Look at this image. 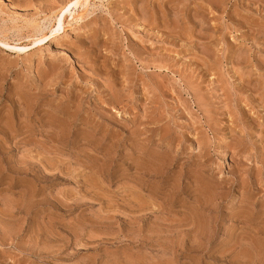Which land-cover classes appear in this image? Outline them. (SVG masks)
<instances>
[{
    "label": "rangeland",
    "instance_id": "374dc122",
    "mask_svg": "<svg viewBox=\"0 0 264 264\" xmlns=\"http://www.w3.org/2000/svg\"><path fill=\"white\" fill-rule=\"evenodd\" d=\"M72 1L0 0V264H264V0Z\"/></svg>",
    "mask_w": 264,
    "mask_h": 264
},
{
    "label": "bare ground",
    "instance_id": "6f19581e",
    "mask_svg": "<svg viewBox=\"0 0 264 264\" xmlns=\"http://www.w3.org/2000/svg\"><path fill=\"white\" fill-rule=\"evenodd\" d=\"M89 1L90 0H73L70 4H68L67 5V8L65 9V10H63V12L60 14V16H55L53 19H54V21L53 20H51V21H53V22H50V25H51V27H50V30H51V32H52V34L54 35V34H56V32L58 33V31L60 32L61 30H65V28H66V24H68V25H70L71 23V21H78V20H81V19H83L84 18V15H85V11L83 12V13H80V12H78V13H76V12H73V11H71L72 9H71V6H75V7H77L78 5H81V6H83V7H85L86 5H88L89 4ZM84 10V9H83ZM68 13L70 14V15H68ZM71 17V19H70V17ZM50 18V17H49ZM52 23V24H51ZM73 23V22H72ZM38 25V24H37ZM36 25V26H37ZM40 25V24H39ZM27 26H30V25H27ZM31 26H32V24H31ZM43 31V30H42ZM45 31V30H44ZM39 32H40V30H39ZM38 32V33H39ZM37 33V34H38ZM35 35H36V33H35ZM34 35V36H35ZM22 37V36H21ZM33 36H31V38H32ZM50 37V36H49ZM19 38V37H18ZM30 38V37H29ZM48 38V34H46V33H40V35H36L35 37H34V39H32L33 40V44L36 42H38V43H43L46 39ZM6 41H7V39H6ZM6 41H4L3 40V38L1 39L0 38V43L1 44H5L6 46L8 45V43L6 42ZM9 46V45H8ZM29 45H23V44H20L19 46H17V45H13L11 48H13V49H18V50H24V49H26L27 47H28Z\"/></svg>",
    "mask_w": 264,
    "mask_h": 264
}]
</instances>
